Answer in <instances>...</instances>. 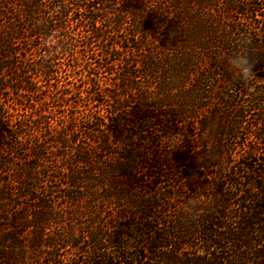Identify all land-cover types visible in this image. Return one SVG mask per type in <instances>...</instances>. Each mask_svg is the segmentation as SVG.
I'll list each match as a JSON object with an SVG mask.
<instances>
[{"label":"trees","instance_id":"obj_1","mask_svg":"<svg viewBox=\"0 0 264 264\" xmlns=\"http://www.w3.org/2000/svg\"><path fill=\"white\" fill-rule=\"evenodd\" d=\"M263 9L0 0V264H264Z\"/></svg>","mask_w":264,"mask_h":264},{"label":"clouds","instance_id":"obj_2","mask_svg":"<svg viewBox=\"0 0 264 264\" xmlns=\"http://www.w3.org/2000/svg\"><path fill=\"white\" fill-rule=\"evenodd\" d=\"M246 39L241 38L239 41L240 50L227 57V64L234 73V75L244 83L252 80L254 73V53L246 47Z\"/></svg>","mask_w":264,"mask_h":264},{"label":"rangeland","instance_id":"obj_3","mask_svg":"<svg viewBox=\"0 0 264 264\" xmlns=\"http://www.w3.org/2000/svg\"><path fill=\"white\" fill-rule=\"evenodd\" d=\"M261 15L262 16L264 15V9H263L262 14H260V16L256 17L257 21H259V22L262 20ZM237 18H239V15H237ZM242 19H244V18H242ZM263 75H264L263 73L255 72L252 80L250 82H248L247 84L246 83L244 84L246 87V88H244L245 89L244 93L245 94L250 93L251 87L252 86L255 87L256 85H259V84H261L262 88H263L264 87V79L262 78ZM244 99L245 98H242L241 100L244 101ZM251 113L252 114H250V116L246 120L244 127H246V129H247L248 127H251L252 125H254V129L257 127L255 130L257 135L258 136L263 135L264 134V125H260L257 121L259 119V112L253 111ZM243 141H244L243 139L237 140V144L242 143ZM247 142L249 143L250 147H253L254 149H259V151H261V152L264 151V138L262 140H259L258 138H255V136H250L248 138ZM240 153H242V152L240 151ZM196 154L198 155V151H196ZM224 158H225V156H224Z\"/></svg>","mask_w":264,"mask_h":264}]
</instances>
